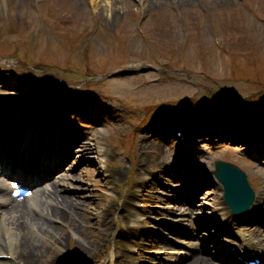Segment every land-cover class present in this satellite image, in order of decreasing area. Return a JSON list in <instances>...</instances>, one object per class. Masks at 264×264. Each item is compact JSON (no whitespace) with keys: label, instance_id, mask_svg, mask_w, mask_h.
Masks as SVG:
<instances>
[{"label":"rangeland","instance_id":"rangeland-1","mask_svg":"<svg viewBox=\"0 0 264 264\" xmlns=\"http://www.w3.org/2000/svg\"><path fill=\"white\" fill-rule=\"evenodd\" d=\"M95 1L0 0V78L6 75L2 66L9 65L58 89L88 88L92 95L104 91L113 101L104 102L116 107H108L109 129L96 132L85 145L88 164L83 161L80 171L76 166L72 179L63 182L73 188L66 204L72 202L69 206L75 208L76 219L57 221L56 232L49 234H60L63 243L45 239L52 244H46L47 253L56 254V259L73 249L70 243L77 248L75 233L100 228L102 237L103 225H111L112 232L123 223L121 206L130 207L122 190L130 175L132 145L136 166L138 160L132 125L147 124L153 109L171 116L186 114L180 118L185 121L194 112L190 105L197 103L208 110L243 107L245 96L264 102V0ZM146 63L154 68L125 71ZM163 66L173 70L162 72ZM135 107L137 116L132 114ZM75 121L82 124L80 119ZM218 154L231 159L234 153ZM150 161L148 155L142 157L144 165L150 167ZM247 169L254 189L264 190V171ZM146 190L159 202L166 194L158 187ZM257 228L262 229L260 223ZM106 242L100 251H105ZM81 257L91 262L84 254Z\"/></svg>","mask_w":264,"mask_h":264},{"label":"bare ground","instance_id":"bare-ground-1","mask_svg":"<svg viewBox=\"0 0 264 264\" xmlns=\"http://www.w3.org/2000/svg\"><path fill=\"white\" fill-rule=\"evenodd\" d=\"M91 1H95V0H91ZM97 1V0H96ZM95 1V3H96ZM111 2V0H104V2ZM233 118H230V120H232ZM197 121V119H196ZM70 136L67 137V140ZM83 140H79L77 142V150H76V154L80 157L85 155L86 153H88L89 151L85 149V143L82 142ZM141 145L145 146V149L147 148H153L156 149L157 144H155L154 142H141ZM151 156V155H150ZM161 158L163 157L162 155H160ZM151 158V157H150ZM151 160H153V158H151ZM164 161V159H163ZM162 164V162H159L158 164H156V161H151V166L154 167L155 169L157 168V170H155L156 173H158L159 171L163 170V168H160L159 166ZM64 191L68 194H73V188H69L66 187L64 188ZM59 189H57L56 187L52 189V191H48L47 193H45L44 191H42L41 194H45V199L39 202H36L35 205L34 204H29V213L31 212L32 214H38V215H43L46 216L47 218L50 217L53 218L54 220H60L61 223H64L66 220L70 219L68 218L69 216L71 218H75L76 217V212L74 211L75 208L70 207L69 205L73 206L72 202L69 201L70 199H68L69 204L67 203V198H69L66 194L62 195V194H58ZM46 199L49 200L52 204L55 203L56 206L60 207V210L57 209L56 206H49L48 203H46ZM36 201V200H35ZM67 215V217L65 216ZM29 217V215H28ZM27 217V223L31 225V227L27 226V230L26 232H24V234H21L19 236V238L17 239V243L19 241H21V243L23 244V246L21 247L20 245L18 246L19 249H13V252L15 254V256L18 258V264H36V261L38 260V263L43 262V261H50L53 257V255H50L51 253H47L46 250V244L43 243H39L38 240H36V237L42 236V237H47L49 236L50 238L54 239L56 242L57 240H59L60 238L56 239L53 238L52 236H50L49 234L52 232L53 229H56L53 225L49 224L48 222L39 219L38 217ZM73 220V219H71ZM217 223L219 224L220 227V231H221V235L223 232H227L228 228L230 227V225L228 224V217L225 216H220L218 218ZM2 227V225H0V228ZM223 227V229L221 228ZM107 231V229H106ZM217 234V233H216ZM33 239H32V238ZM47 239V238H46ZM0 242H3L2 238L0 237ZM49 245L51 246L52 244L49 243ZM16 245H13V248ZM81 246L85 249H90L91 245L89 243L86 242V240L81 239ZM25 247H28L29 249H27L26 251H23L25 249ZM78 249V248H77ZM4 249L3 247H0V253H3ZM22 252V253H21ZM21 253V254H20ZM221 258V256H220ZM198 260H195L193 263L194 264H217L216 262H214L213 260H211L210 258H207L205 256L202 257H198ZM0 264H5V263H1Z\"/></svg>","mask_w":264,"mask_h":264},{"label":"water","instance_id":"water-1","mask_svg":"<svg viewBox=\"0 0 264 264\" xmlns=\"http://www.w3.org/2000/svg\"><path fill=\"white\" fill-rule=\"evenodd\" d=\"M232 171H233V173H236L237 171H236V169H234L233 167H230V166H228V173L232 176ZM231 177H229L228 179H230Z\"/></svg>","mask_w":264,"mask_h":264}]
</instances>
